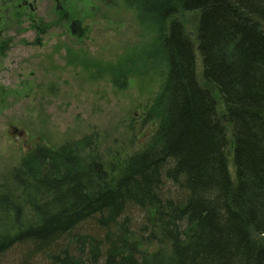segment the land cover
<instances>
[{
  "label": "trees",
  "instance_id": "1",
  "mask_svg": "<svg viewBox=\"0 0 264 264\" xmlns=\"http://www.w3.org/2000/svg\"><path fill=\"white\" fill-rule=\"evenodd\" d=\"M123 1L153 35L159 125L140 151L108 162L83 154L86 138L24 157L0 195V255L23 245L50 264H264V0ZM191 11L194 33L183 17ZM195 49L229 140L211 93L197 87ZM131 210L158 219L167 251L126 243ZM89 222L95 232L82 230Z\"/></svg>",
  "mask_w": 264,
  "mask_h": 264
},
{
  "label": "rangeland",
  "instance_id": "2",
  "mask_svg": "<svg viewBox=\"0 0 264 264\" xmlns=\"http://www.w3.org/2000/svg\"><path fill=\"white\" fill-rule=\"evenodd\" d=\"M29 2L34 10L21 0H0V195L7 198L12 192L8 173L38 147L57 149L86 138L91 146L83 154L95 150L96 160L108 162L113 155L140 151L162 117L153 101L164 76L153 72L147 59L153 35L140 27L131 5L123 0H70V15L62 19L50 0ZM74 17L82 37L69 31ZM183 17L187 32L194 33L198 14L191 11ZM195 57L196 76L207 87L197 49ZM210 95L229 140L223 101L216 90ZM228 140L226 162L234 181ZM164 182L163 191L177 195L179 189ZM126 216L127 244L143 252L168 250L160 241L156 217L133 210ZM83 228L97 229L90 222ZM26 250L23 245L11 247L0 255V264H50Z\"/></svg>",
  "mask_w": 264,
  "mask_h": 264
},
{
  "label": "flooded vegetation",
  "instance_id": "3",
  "mask_svg": "<svg viewBox=\"0 0 264 264\" xmlns=\"http://www.w3.org/2000/svg\"><path fill=\"white\" fill-rule=\"evenodd\" d=\"M21 2L23 5L27 4L28 7L30 8V10H34V6H33L32 2H29V0H21ZM50 3H51V6L54 7V10L59 15V17H61L62 19H67L69 17V15H70V13H69L70 0H50ZM0 15H2V13H0ZM0 18H2V17L0 16ZM72 22H74L73 25H72ZM71 27L74 31L73 35L80 37L82 34V28L80 27V21L78 20V18L74 17V18L70 19L69 31L72 34ZM44 31H45L44 28L40 29L41 34H43Z\"/></svg>",
  "mask_w": 264,
  "mask_h": 264
},
{
  "label": "bare ground",
  "instance_id": "4",
  "mask_svg": "<svg viewBox=\"0 0 264 264\" xmlns=\"http://www.w3.org/2000/svg\"><path fill=\"white\" fill-rule=\"evenodd\" d=\"M195 56V55H194ZM201 57V56H200ZM196 58V57H195ZM195 63V62H194ZM195 74H196V72H195ZM196 78H197V76H196ZM197 80H198V82H197V87L199 88V89H201V90H205V91H207L209 94L210 93H213V91H214V88H213V86L212 85H210V86H207V87H203V86H201V84H200V81H199V79L197 78ZM216 110H217V108H216ZM230 152H231V150H230ZM229 156V155H228ZM229 157H231V159H232V152H231V154H230V156Z\"/></svg>",
  "mask_w": 264,
  "mask_h": 264
},
{
  "label": "water",
  "instance_id": "5",
  "mask_svg": "<svg viewBox=\"0 0 264 264\" xmlns=\"http://www.w3.org/2000/svg\"><path fill=\"white\" fill-rule=\"evenodd\" d=\"M73 24H74V22H72V25H73ZM71 32H72V33H74V31H73L72 27H71Z\"/></svg>",
  "mask_w": 264,
  "mask_h": 264
}]
</instances>
